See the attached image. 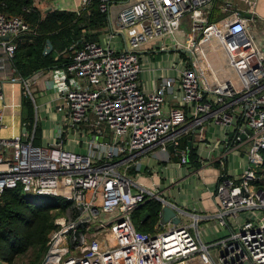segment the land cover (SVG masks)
<instances>
[{
	"label": "built area",
	"instance_id": "built-area-1",
	"mask_svg": "<svg viewBox=\"0 0 264 264\" xmlns=\"http://www.w3.org/2000/svg\"><path fill=\"white\" fill-rule=\"evenodd\" d=\"M114 5L119 9L112 14ZM257 6L258 0H99L107 13L104 40L84 42L62 67L11 77L35 100L30 87L48 75L49 88L66 108V130L76 141L87 136L86 151L78 152L65 147L64 123L47 145L33 144L34 130L0 135V195L20 186L68 203L41 264H264V189L258 185L264 165V37L255 28ZM32 33L24 18L0 11L1 67L16 72L17 42ZM115 35H122L124 48L112 44ZM145 48H175L188 53L190 62L147 90ZM3 117L0 107V131ZM211 126L223 129L218 143L224 145L214 213L187 212L158 188L138 182L143 157L173 146L187 164L184 139L204 141ZM232 153L244 159L237 173L229 166ZM151 199L191 221L161 228L160 212L153 232L139 230L133 213ZM205 220L230 234L204 242Z\"/></svg>",
	"mask_w": 264,
	"mask_h": 264
},
{
	"label": "trees",
	"instance_id": "trees-1",
	"mask_svg": "<svg viewBox=\"0 0 264 264\" xmlns=\"http://www.w3.org/2000/svg\"><path fill=\"white\" fill-rule=\"evenodd\" d=\"M0 11L7 16H20L30 25L33 33L17 42L13 66L19 76L26 79L39 70L62 67L84 41H99L100 30L107 24V13L99 8V0H90L79 12L54 9L43 13L34 0H0ZM215 17H211V21ZM186 23V20H184ZM52 44L48 54L44 50ZM26 123L34 130V145L42 143V127L35 125V106L28 96L23 97ZM181 148L188 150V163L198 167L197 149L189 146L185 138ZM264 157V151H263ZM258 182L264 189V165ZM68 203L57 197L27 195L22 187L6 189L0 195V264H18L20 257H27L25 264H41L49 235L62 223ZM162 210L161 202L151 199L133 213L135 226L153 232ZM148 217L143 220L144 215Z\"/></svg>",
	"mask_w": 264,
	"mask_h": 264
},
{
	"label": "crops",
	"instance_id": "crops-1",
	"mask_svg": "<svg viewBox=\"0 0 264 264\" xmlns=\"http://www.w3.org/2000/svg\"><path fill=\"white\" fill-rule=\"evenodd\" d=\"M84 1L85 0H38L35 3L36 6L45 13L48 9L76 11L83 5ZM118 9L119 5H114L112 14L116 13ZM257 11H259L258 23L260 20L264 22V0H258ZM261 28L259 32L261 36L264 37V26L261 25ZM107 30L106 26L100 30L101 34L99 40L105 39L103 34H107ZM262 40L263 39L260 38L261 42ZM161 52L163 51L145 48L143 51V58L145 54H150L151 58L149 59L152 61V57ZM152 69L153 71L157 70L154 66ZM162 70L164 75H171L170 67ZM16 75L18 74L13 72L11 67H8L7 64L3 67H1L0 64V87L4 95V99L0 100V107L3 108L4 113L3 127L0 131V135L3 137L30 132L27 129L25 119L26 109L23 106V97L26 95L22 91L23 87H21L22 85L19 82L16 84L11 82V77ZM47 77L48 75L43 76V78H40L33 86V91L36 93L34 95L41 98L48 95V99L42 102V104L45 106V109H51V111H53V116H57V111L66 112V108L63 106L62 99L55 96L54 92L49 88ZM156 81L158 82L159 79H155L152 86H154ZM145 88L149 90L152 87L147 88L145 86ZM36 105L35 108L37 107ZM44 112L49 113L47 110H44ZM66 114L64 113L63 121H65ZM36 119L35 112V123H40V120ZM61 125L62 124L57 122L55 128L54 126L51 129L42 128V143L44 138L47 139V143L52 142L54 134ZM222 134L223 129L221 127L211 126L207 129L206 139L204 141H199L197 138L192 137L189 146L192 145L197 149L200 164L198 167L192 166L190 163H181L178 154L170 150L166 153L158 151L156 152V157L148 154V156L143 157L142 170H134L137 173L138 182L147 188H158L167 200L187 212L207 215L214 213L217 207L214 199V188L216 177L221 170L220 163L217 160L224 151V145L218 143L222 138ZM186 139L188 141V137ZM74 149H77V146L73 147L72 150ZM188 186L192 187V192L190 193L185 189V187ZM184 193L185 196L181 195ZM184 217H186L189 222L191 221L189 216H183V223H189L185 222L186 218L184 219ZM200 225L206 230V233L201 235V239L206 242L204 238H209L208 235L212 233V231H215L210 228V225H217V223L215 220H205L202 221ZM219 228L222 230L221 227ZM217 239L210 240V242ZM180 264H195V262L186 261Z\"/></svg>",
	"mask_w": 264,
	"mask_h": 264
},
{
	"label": "rangeland",
	"instance_id": "rangeland-1",
	"mask_svg": "<svg viewBox=\"0 0 264 264\" xmlns=\"http://www.w3.org/2000/svg\"><path fill=\"white\" fill-rule=\"evenodd\" d=\"M36 5V4H35ZM259 12V11H258ZM259 14V13H258ZM261 25L264 26V22H262L260 20V22L257 24V26L255 27L258 31H261ZM105 28V27H103ZM188 26H186L187 30ZM103 37H106V34H103ZM103 40V39H101ZM102 42V41H101ZM263 45H264V40L262 41ZM112 44L116 45V47L118 46L119 49L124 48V39L122 37V35H115V37L112 40ZM151 56L150 54H145L144 58H143V74H142V78L144 81V84L147 88L152 87L153 82L155 79H160L161 77L165 76L164 72L162 69L164 68H171V72L170 74L172 76H177L178 75V70L181 68H184L186 65V61L190 62V56L188 53L185 52H181V50H176L175 48H172L171 50H167V51H163L161 53H157L154 55V57H152V61H150ZM153 62V63H152ZM153 66L157 68L156 71H153ZM17 73V72H15ZM17 76V75H16ZM22 87V86H21ZM30 90L32 91V94L35 98V100H33L34 106L36 105L37 107L35 108V112H36V120H40V126H42V128L44 129H51L53 126L55 128V124L58 122L59 124H63V119H64V113L66 114L65 111L62 112H58L57 111V116H53L51 109H45V106L42 104V102L46 101L48 99V95L44 96V97H39L33 90V86L30 87ZM22 91L24 92V90L22 89ZM28 97H30V95H26ZM44 110H47V112L49 113H45ZM43 111V112H42ZM63 128L65 129L64 134L68 137V143L66 141V148L67 149H73V147L77 146V151L78 152H85V142L87 140V136L83 135L82 137L77 136V141L73 136H70V132L68 130H66V123H64ZM3 137V136H2ZM47 139L44 138L43 139V145H47ZM81 141V142H80ZM80 142V145H79ZM244 165V159L238 154V153H232L229 157V166L230 168H234L235 171L234 172H239L240 169L243 167ZM185 189L190 193L192 192V187L188 186L185 187ZM27 195H30L28 193H25ZM185 196L184 194H181ZM186 217H184L185 219ZM185 222H189V220L186 218ZM218 225V224H217ZM217 225H210V228L215 230L212 231V233H210L208 235L209 238L205 237L204 239L206 240V242H210V240L213 239H217L219 237L225 236L227 234H230V229L226 228L222 230H220V226ZM164 228V227H162ZM209 231V230H208ZM206 230L200 225V234H205ZM204 236V235H203ZM44 258L42 259L43 262ZM28 261L27 257H20L18 259V264H25ZM41 262V263H42ZM6 264V263H5ZM17 264V263H16Z\"/></svg>",
	"mask_w": 264,
	"mask_h": 264
},
{
	"label": "water",
	"instance_id": "water-1",
	"mask_svg": "<svg viewBox=\"0 0 264 264\" xmlns=\"http://www.w3.org/2000/svg\"><path fill=\"white\" fill-rule=\"evenodd\" d=\"M51 10L52 9H48L46 11V13L49 12V11H51ZM83 41L85 42V40H83ZM52 48L53 47H52L51 42L48 41V44H47V46H46V48L44 50V53L45 54L50 53L52 51ZM191 139H192V136L189 135L188 136V144L189 145L191 144ZM99 141L100 142H103V141L108 142L109 139H103V138L100 137L99 138ZM169 150L171 152H176L178 154H180L181 151H182L181 149L175 150L173 146H169ZM147 217H148V213H146L144 215L143 220H145ZM181 221H182V219H181L180 215L178 214V212H177V210L175 208H173V207H171L169 205H165V206L162 207V211H161V221H160L161 228L164 227V225L167 224L168 222H171V223L177 225V224L181 223Z\"/></svg>",
	"mask_w": 264,
	"mask_h": 264
},
{
	"label": "bare ground",
	"instance_id": "bare-ground-1",
	"mask_svg": "<svg viewBox=\"0 0 264 264\" xmlns=\"http://www.w3.org/2000/svg\"><path fill=\"white\" fill-rule=\"evenodd\" d=\"M218 55L217 54H215V57H217ZM216 59V62H218V63H221V56H218L217 58H215Z\"/></svg>",
	"mask_w": 264,
	"mask_h": 264
}]
</instances>
